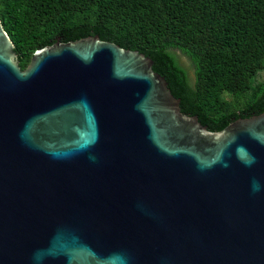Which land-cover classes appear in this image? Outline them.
Masks as SVG:
<instances>
[{
    "label": "water",
    "instance_id": "obj_1",
    "mask_svg": "<svg viewBox=\"0 0 264 264\" xmlns=\"http://www.w3.org/2000/svg\"><path fill=\"white\" fill-rule=\"evenodd\" d=\"M14 49L0 21V264H264V112L211 132L98 36Z\"/></svg>",
    "mask_w": 264,
    "mask_h": 264
},
{
    "label": "trees",
    "instance_id": "obj_2",
    "mask_svg": "<svg viewBox=\"0 0 264 264\" xmlns=\"http://www.w3.org/2000/svg\"><path fill=\"white\" fill-rule=\"evenodd\" d=\"M0 21L22 70L56 41L98 36L149 57L181 112L211 132L264 112V0H0Z\"/></svg>",
    "mask_w": 264,
    "mask_h": 264
},
{
    "label": "rangeland",
    "instance_id": "obj_3",
    "mask_svg": "<svg viewBox=\"0 0 264 264\" xmlns=\"http://www.w3.org/2000/svg\"><path fill=\"white\" fill-rule=\"evenodd\" d=\"M172 52L177 57L179 64L187 71L190 82L191 84H193L195 80V76H194V68L192 67L190 60L186 56H184L180 51L173 50ZM263 80H264V72H262L258 77V81H263Z\"/></svg>",
    "mask_w": 264,
    "mask_h": 264
}]
</instances>
